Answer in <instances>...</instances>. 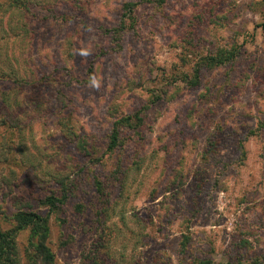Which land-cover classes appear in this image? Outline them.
<instances>
[{
    "label": "rangeland",
    "instance_id": "obj_1",
    "mask_svg": "<svg viewBox=\"0 0 264 264\" xmlns=\"http://www.w3.org/2000/svg\"><path fill=\"white\" fill-rule=\"evenodd\" d=\"M263 23L264 0H0L15 264H42L23 212L52 264H264Z\"/></svg>",
    "mask_w": 264,
    "mask_h": 264
},
{
    "label": "trees",
    "instance_id": "obj_2",
    "mask_svg": "<svg viewBox=\"0 0 264 264\" xmlns=\"http://www.w3.org/2000/svg\"><path fill=\"white\" fill-rule=\"evenodd\" d=\"M131 6V4H128ZM263 29H264V23ZM118 124L117 121L114 123V127ZM117 138V131L113 130L111 141L115 143ZM63 198H66L64 196ZM51 205H55L58 198L56 196H50L47 198ZM23 227H29L35 236L37 241L34 243V250L36 255L42 264H52L54 261V255L51 249L47 246L46 237L49 231V217L40 215L38 213L23 212L17 218L16 230ZM13 232H4L0 228V264H15L14 257L12 256L13 251Z\"/></svg>",
    "mask_w": 264,
    "mask_h": 264
}]
</instances>
